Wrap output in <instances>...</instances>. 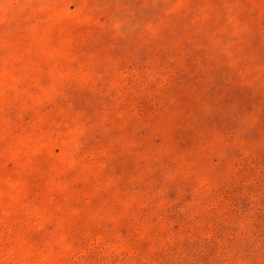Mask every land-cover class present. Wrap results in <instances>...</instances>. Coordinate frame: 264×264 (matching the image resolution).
Listing matches in <instances>:
<instances>
[{
    "label": "rangeland",
    "instance_id": "374dc122",
    "mask_svg": "<svg viewBox=\"0 0 264 264\" xmlns=\"http://www.w3.org/2000/svg\"><path fill=\"white\" fill-rule=\"evenodd\" d=\"M0 264H264V0H0Z\"/></svg>",
    "mask_w": 264,
    "mask_h": 264
}]
</instances>
